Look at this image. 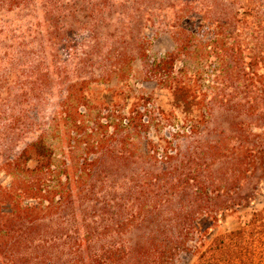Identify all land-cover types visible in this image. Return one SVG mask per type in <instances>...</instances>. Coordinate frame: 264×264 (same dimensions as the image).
<instances>
[{
    "label": "rangeland",
    "instance_id": "obj_1",
    "mask_svg": "<svg viewBox=\"0 0 264 264\" xmlns=\"http://www.w3.org/2000/svg\"><path fill=\"white\" fill-rule=\"evenodd\" d=\"M53 1L37 8L29 0L0 3V217L15 215L12 224L0 228L1 235L21 238L19 252L38 254L51 245L56 254L62 247L67 254L75 247L73 238L90 231L104 238L135 234L136 206L143 204L141 194L151 195L153 184L143 164L162 170L163 179L171 168L184 169L179 190H195L202 172L198 177L183 158L199 151L205 153L203 169L219 175L210 189L213 205L194 211L195 233L199 228L212 236L234 231L264 208V57L254 53L251 37L239 35L230 23L218 30L201 25L200 0H176L175 13L184 9L179 21H171L167 10L150 25L136 23L141 26L132 30L137 40L124 34L130 20L108 16L105 0L96 11L86 7L89 0L86 5ZM221 2L227 18L231 9L242 10L231 7V0ZM186 13L192 17L179 23ZM180 28L195 36L185 50L188 68L196 72L189 78L206 98L202 111L186 121L173 111L169 91L145 63L174 52ZM220 35L224 38L217 39ZM123 49L134 53L126 56ZM134 110L137 119L129 124ZM41 136L72 169L108 153L129 161L126 171L137 169L138 176L114 185L102 179L81 207L83 195L66 182L60 186L55 175L43 182L9 168ZM35 167V161L28 164ZM126 187L136 195L124 197ZM167 200L161 197L160 204L166 207ZM75 206L84 217H76ZM146 206L152 209L154 203ZM18 248H3L6 258ZM192 262L185 252L168 264ZM0 264L11 263L3 258Z\"/></svg>",
    "mask_w": 264,
    "mask_h": 264
},
{
    "label": "trees",
    "instance_id": "obj_2",
    "mask_svg": "<svg viewBox=\"0 0 264 264\" xmlns=\"http://www.w3.org/2000/svg\"><path fill=\"white\" fill-rule=\"evenodd\" d=\"M16 1L0 0V3L4 5ZM29 1V4L35 5V8L50 7L54 4L53 0ZM231 1H233L231 7L236 4L242 10L234 12L231 9V18H227L224 10L228 8L222 4L221 0H200L198 4L201 7L198 9L201 14L197 16H199L201 25H206L208 29L218 30L230 23L232 29L240 32L239 35L251 37L253 44L256 43L254 47L256 46L257 50H254V53L264 57V0ZM100 2L99 0H89L86 5L85 0H80V4L91 7L92 11H96L101 6ZM77 3L79 0L74 1V4ZM175 3L176 0H105L103 5L106 6L108 16L117 14L119 17L122 16L130 20L131 26L126 28L124 34L128 40L130 38L137 40L138 38L132 35L134 33L132 30L135 27H141L137 26L138 22L150 25L158 14H163L167 10H171L173 15L171 21L176 19L179 21L184 14V9L180 8L175 13L173 8ZM142 11L143 14H141ZM126 12H128V16H125ZM135 12L138 14L134 15ZM189 14L192 15V12ZM191 17L188 18L186 13L179 23L185 19L189 20ZM169 19V16L166 17L167 21H170ZM194 38L192 32L188 33L180 28L173 39L174 52L163 58L145 62L150 74L156 81L158 80V85L169 91L173 111L183 115L185 121L200 113L206 102V98L194 86L195 82H191L189 78V72L195 71L188 68L190 59H186L185 50L188 42ZM214 38L215 36H212L208 39L213 41ZM219 38H224V36L220 35L217 39ZM123 51L126 56L134 53L126 49ZM139 51L142 55H146L142 46ZM181 62L179 68L178 64ZM194 76L198 75L194 74ZM134 112L135 110L130 116H133ZM138 113L140 114L139 111ZM136 119L134 115L129 124L134 123ZM204 156L205 153L199 151V153L188 154L183 158L184 163H189L194 168L193 173H197L198 177L202 172V180L200 181V178L197 180L198 184L195 190L192 188L179 190L178 184L183 182L186 170L171 168L168 171V168H165L169 174L166 179H163L160 175L163 174L162 170L143 164L147 171L145 175H148L150 180L153 179V184L149 187L151 195L141 194L140 201L143 204L136 206L135 234L126 236L122 232H117L110 238H104L90 231L83 236H77L76 239L73 238L75 247L67 254L63 253V247L56 254L53 247H47L51 245H45L43 252L38 254L19 252L18 247L23 243L21 238L11 236L6 238L0 234V261L4 258L11 264H28L30 261L33 264H168L186 252L193 259L191 264H264V208L254 211L248 220L241 223L238 229L225 234L212 236L209 230L199 228L197 233L194 232L195 229L192 230L194 211L204 206L213 205L209 198L210 189L216 183L219 175V171L216 172L212 168L203 169L201 162H203ZM167 159L172 158L167 156ZM31 161L36 162L34 169L28 168ZM64 161L58 160L55 151L48 144L47 138L41 136L28 144L19 157L9 162L8 165L10 169L19 171L20 174H35L43 182L47 181L51 177L50 175H55L60 186L66 182L70 191L80 198L83 195L81 207H84L88 202L85 199H88L95 188L101 185L102 179L107 178L109 183L114 185L126 182L128 177L138 176L137 169L134 170L130 167L126 171L125 164L128 165L129 161L115 159L108 153L102 154L96 159H86L80 168L74 166L75 168L72 169V166L66 163L67 158ZM63 171L67 174H63ZM158 174L160 176L156 177ZM83 185L86 186V190L82 191ZM124 191V197L136 195V192L127 187L124 188ZM163 196L168 199L166 207L160 204V198ZM46 201L48 202V199ZM150 201L154 203L152 209H148L146 206ZM42 202L44 203V201ZM81 212L76 210V206L74 207L73 213L76 217H84V212ZM121 213H123L122 209L118 210L116 215ZM14 216L12 215L11 218L9 216L8 218L0 217V228H4L7 223L12 224ZM28 241H30L29 237L25 242ZM9 244L18 250L11 253V258L7 259L3 248H7ZM116 246L119 247L116 248ZM38 247L41 246L38 245Z\"/></svg>",
    "mask_w": 264,
    "mask_h": 264
}]
</instances>
